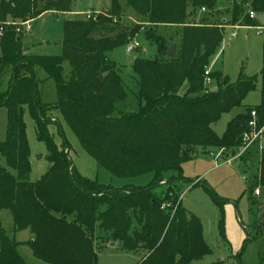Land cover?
Instances as JSON below:
<instances>
[{
  "label": "trees",
  "instance_id": "trees-1",
  "mask_svg": "<svg viewBox=\"0 0 264 264\" xmlns=\"http://www.w3.org/2000/svg\"><path fill=\"white\" fill-rule=\"evenodd\" d=\"M47 1V0H46ZM49 1V0H48ZM73 0H55L37 6V0H0L3 19H32L48 10L69 11ZM132 8L138 23L133 38L144 29L157 41L160 58H137V112L114 114V104L125 97L116 64L107 52L129 40L121 24L123 5ZM218 0H111L104 15L64 22L63 54L39 56L24 47L21 35L7 31L0 40V79L11 66L8 89L0 93V108L8 110L6 137L0 142V210L13 215L15 230L31 232L26 244L40 264H98L96 241L106 240L128 251L143 254L136 264H202L210 252L200 218L188 211L176 191L188 180L182 173L184 161L199 149H236L244 132L264 128V98L246 106L227 124L222 135L213 125L223 114L241 106L256 89L258 75L240 76L235 82L221 71H211L212 84H205V71L219 52L224 29L218 23L189 20V4L213 11ZM233 21L248 12L247 26L259 24L250 16L264 13V0H232ZM225 20H223L222 24ZM159 25L176 26L180 44L155 33ZM130 38V39H131ZM174 45L170 54L168 49ZM72 74L63 77V63ZM46 71L57 86V108L79 137L82 146L101 167L118 177L153 173L145 186L114 187L83 176L69 156L68 142L58 146L50 134V107L40 100L36 68ZM260 75L264 85L263 65ZM188 84L187 90L180 88ZM216 87V90L212 88ZM264 90V87H263ZM28 104L37 136L48 149L49 170L31 181L30 148L26 136L23 105ZM252 111L257 124L250 126ZM167 171L176 174L164 178ZM260 182L264 185V147L261 150ZM166 184V188L157 187ZM212 200L220 205L215 191L202 181ZM264 222V221H263ZM0 222V264H29ZM216 264V263H212Z\"/></svg>",
  "mask_w": 264,
  "mask_h": 264
},
{
  "label": "rangeland",
  "instance_id": "rangeland-1",
  "mask_svg": "<svg viewBox=\"0 0 264 264\" xmlns=\"http://www.w3.org/2000/svg\"><path fill=\"white\" fill-rule=\"evenodd\" d=\"M55 0H37V6H50ZM57 1V0H56ZM232 0H218L217 7L209 11L205 7H195L189 4V20L195 23H218L224 29V38L221 49L215 55L210 67L214 71H221L231 81L235 82L240 76L258 75L256 89L249 92L241 106L225 113L213 125L217 134L222 135L227 124L237 114L243 112L246 106L261 103L264 98L263 80L260 71L263 65L264 36L257 34V30L248 27L244 19L247 10L239 14L237 21H233L231 13ZM122 19L120 20L129 40L115 46L107 52V57L118 68L125 97L114 104V114L123 112H137L142 101L139 98L138 75L134 71L135 59L160 58L158 43L142 29L131 38L132 27L138 23L132 8L122 1ZM111 8V0H73L69 11L48 10L32 19L7 18L0 16V40L7 31L14 30L21 35L24 47L39 56H61L63 54L64 22L66 19H87L88 15L98 16ZM225 20V24L223 23ZM30 30H26L25 24ZM156 34L166 38L167 41L180 44V33L176 26L159 25L154 28ZM131 38V39H130ZM138 43V47L128 52L130 44ZM174 46V45H171ZM170 46V47H171ZM169 47V49H170ZM168 49V51H169ZM1 55V49H0ZM208 67V68H210ZM36 77L40 100L50 107L48 116L53 119L48 124L50 134L56 144L62 146L68 142L69 156L76 169L85 177L97 180L100 183L122 187L127 184L145 186L153 179V173H145L132 177H118L107 168L101 167L96 160L85 150L74 130L69 126L62 112L56 107L58 91L56 83L49 78L46 71L36 68ZM72 66L69 61L63 63V77L69 79ZM11 66H7L0 79V93L5 92L9 86ZM187 83L180 88V93L186 92ZM23 118L25 121L26 136L30 148L31 181L40 180L49 170L51 163L48 160V149L44 141L37 136V127L32 118L28 104L23 105ZM8 110L0 108V142L6 137ZM243 144V143H242ZM239 145L237 148H240ZM264 147V130L253 141L243 154L228 164L227 159L236 156L239 150H230L223 156H218V147L199 149L192 158L182 164V173L188 180L177 184L176 191L180 196L182 205L190 212L196 214L203 225L204 239L210 252L203 256L198 263L202 264H264V185L260 182L261 150ZM236 148V149H237ZM0 163L5 164L0 154ZM214 169L204 173L212 165ZM204 173V174H203ZM176 174L167 171L164 178L168 179ZM197 181L207 183L219 196L221 204H216L209 192ZM166 184L157 187V190L166 188ZM255 189L259 195H255ZM0 222L6 234L19 243L18 251L29 264H40L31 248L24 243L28 230H15L13 215L10 210H0ZM99 237L96 244H102L97 250L98 264H136L143 256L140 252L128 251L117 243L106 240V234ZM114 243L112 246L111 244Z\"/></svg>",
  "mask_w": 264,
  "mask_h": 264
},
{
  "label": "built area",
  "instance_id": "built-area-1",
  "mask_svg": "<svg viewBox=\"0 0 264 264\" xmlns=\"http://www.w3.org/2000/svg\"><path fill=\"white\" fill-rule=\"evenodd\" d=\"M250 16L252 18H257L258 19V15L254 12V11H250ZM88 18L91 17V15H88L87 16ZM26 26V30H30V26L29 24H25ZM253 28H255L257 30V34L259 35H262L264 36V24H261L259 22V24L253 26ZM136 47H138V43H135V44H130L128 45L127 47V51L130 52L132 51L133 49H135ZM210 73H211V69L210 68H207L206 71H205V84L210 86L212 84V79L210 77ZM252 120L250 122V126L252 128H254L257 124V120H258V117H257V113L256 111H252ZM264 128L260 129V130H252L251 132H244L243 134V144L239 149V154L232 157V158H229L226 160L227 163H231L234 159H236L238 156H240L241 154H243V152L248 149V147L250 146V144L258 137V135L260 134V132L263 130ZM225 149L224 148H221V151L219 152V154H221ZM255 194H259V190L256 189L255 190Z\"/></svg>",
  "mask_w": 264,
  "mask_h": 264
},
{
  "label": "crops",
  "instance_id": "crops-1",
  "mask_svg": "<svg viewBox=\"0 0 264 264\" xmlns=\"http://www.w3.org/2000/svg\"><path fill=\"white\" fill-rule=\"evenodd\" d=\"M223 20H224V19H223ZM248 27H252V28H253V26H248ZM210 69H211V71H213V70H212V67H210ZM263 130H264V129H263ZM257 138H258V137H257ZM257 138H256V139H257ZM256 139H255V140H256ZM255 140H254V141H255ZM250 145H251V144H250ZM249 147H250V146H249ZM249 147H248V148H249ZM230 150H231V149H229V150L225 149L221 154H219V152L221 151V149H219L218 156H223V155H225L226 153H229ZM233 150L236 151V150H239V149L237 148V149H233ZM238 154H239V152H238ZM238 154H237V155H238ZM241 155H242V154H241ZM241 155H240V156H241ZM240 156H238V157L240 158ZM238 157H237L236 159H238ZM234 160H235V159H234ZM234 160H233V161H234ZM233 161H232V162H233ZM228 164H230V163H228ZM215 167H217V165H215V164L212 165V166H211L210 168H208L204 173H206V172H208V171L214 169ZM204 173H203V174H204ZM255 190H256V189H255ZM254 194H255V191H254ZM259 194H260V193H259ZM259 194H255V195H259ZM24 230H28V229H24ZM19 231H23V230H19ZM28 232H29V233H28V235H27L26 240H24V243H26V242L30 239V237H31V232H30L29 230H28Z\"/></svg>",
  "mask_w": 264,
  "mask_h": 264
},
{
  "label": "water",
  "instance_id": "water-1",
  "mask_svg": "<svg viewBox=\"0 0 264 264\" xmlns=\"http://www.w3.org/2000/svg\"><path fill=\"white\" fill-rule=\"evenodd\" d=\"M258 20H259V22H260L261 24H264V13H262V14H260V15L258 16ZM174 50H175V47H174V46H171L170 49H169V53H170V54H173V53H174ZM216 89H217L216 87L212 88V90H216ZM111 245L113 246L114 243H112Z\"/></svg>",
  "mask_w": 264,
  "mask_h": 264
}]
</instances>
